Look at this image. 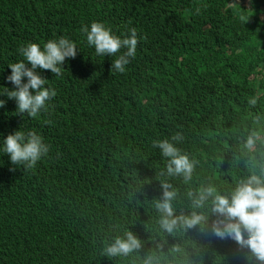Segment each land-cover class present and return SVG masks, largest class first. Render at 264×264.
Wrapping results in <instances>:
<instances>
[{
  "label": "trees",
  "instance_id": "1",
  "mask_svg": "<svg viewBox=\"0 0 264 264\" xmlns=\"http://www.w3.org/2000/svg\"><path fill=\"white\" fill-rule=\"evenodd\" d=\"M231 2L0 0V264H142L149 253L162 264H259L249 249L213 234L210 201V209H197L209 216L204 230L169 234L155 209L162 181L177 190L176 214L190 215L189 192L213 183L228 193L248 174L264 173V146L241 150L253 127L264 130V0L229 6L230 15ZM167 17L194 22L192 33L210 27L219 47L186 54L179 41L172 46L169 31L156 28ZM93 22L122 39L139 32L123 73L111 74L121 50L97 55L87 43L82 29ZM61 37L77 45L76 57L66 58L60 76L35 70L57 95L36 117L19 113L6 92L16 88L5 79L8 64L27 62L20 49L29 41L43 49ZM17 130L37 133L49 148L32 168L13 165L4 152V139ZM176 133L182 141H171ZM164 139L197 161L187 183L160 175L167 158L153 141ZM129 230L143 243L139 252L102 255ZM174 245L182 251L170 252Z\"/></svg>",
  "mask_w": 264,
  "mask_h": 264
},
{
  "label": "clouds",
  "instance_id": "2",
  "mask_svg": "<svg viewBox=\"0 0 264 264\" xmlns=\"http://www.w3.org/2000/svg\"><path fill=\"white\" fill-rule=\"evenodd\" d=\"M251 0H234L227 6L238 5L240 7H250ZM243 19V17H242ZM194 22L181 24L179 21L167 17L158 23L156 28L166 30L170 33V43L173 46L177 41L181 43L182 50L188 53H202L207 49L216 50L219 44L214 40L210 27L202 25L201 32H190ZM82 31L86 33L87 43L95 47L97 55L114 56L120 50L123 52L119 58L115 59L111 66V74L114 71L123 73L125 65H129L136 56L140 35L135 28L131 29V35L127 38H120L111 33L104 24L93 22L90 30L87 26ZM159 45L158 37L155 35ZM34 41V40H33ZM29 41L26 47L20 49L26 61L17 63L11 62L7 66L5 79L12 82L16 88L7 90L9 98L17 101L19 113H28L31 117H36L41 109L47 110V101L57 95L55 89L45 87L47 79L39 75L37 68L50 70L56 76L62 74V66L66 58H75L78 52L77 45L66 38L49 40L43 47L37 43ZM160 47V45H159ZM94 60V59H93ZM95 62V60H94ZM30 64L31 67L27 65ZM27 77V83L23 78ZM35 90V94L33 91ZM250 106L255 107L258 103L257 97L248 100ZM5 101L0 99V107ZM262 118L256 116L253 123L259 125ZM50 123V122H49ZM183 136L176 133L171 137V141L180 142ZM169 139L153 141V147H158L163 157L167 158L165 170L161 176L182 177L187 183L193 177L197 166V161L191 159L187 154ZM258 145L264 146V130L253 127L247 137L242 141V151L255 153ZM49 151L48 146L43 142L41 136L35 132H25L17 130L9 134L4 139V152L10 155L13 165L24 164L28 168L36 165L37 161ZM149 186H156L149 178ZM163 195L159 192L155 202V209L160 214L159 224L163 231L173 234L178 229L189 230L201 226L204 230L208 224L209 216L197 209H204L208 202H211V213L217 219L212 222V231L220 239L231 238L240 247L249 249L248 259L253 258L264 264V173L255 172L241 178L233 189L228 193L220 192L213 183L202 185L198 193L189 192L191 207L193 211L190 215L176 214L174 201L177 199L176 188L168 181H162ZM143 243L132 231H126L123 235H117L110 242L106 243L102 255L109 258L128 257L139 252ZM162 247V246H161ZM173 254L180 253L182 249L174 245L170 250ZM142 264H162L161 257L155 253L144 256Z\"/></svg>",
  "mask_w": 264,
  "mask_h": 264
},
{
  "label": "rangeland",
  "instance_id": "3",
  "mask_svg": "<svg viewBox=\"0 0 264 264\" xmlns=\"http://www.w3.org/2000/svg\"><path fill=\"white\" fill-rule=\"evenodd\" d=\"M259 14L263 16V14H264V5L260 7Z\"/></svg>",
  "mask_w": 264,
  "mask_h": 264
}]
</instances>
